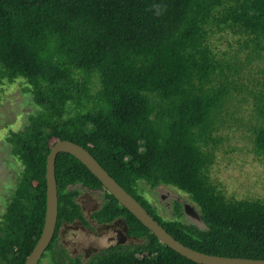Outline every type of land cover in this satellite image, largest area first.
I'll list each match as a JSON object with an SVG mask.
<instances>
[{
    "label": "trees",
    "instance_id": "1",
    "mask_svg": "<svg viewBox=\"0 0 264 264\" xmlns=\"http://www.w3.org/2000/svg\"><path fill=\"white\" fill-rule=\"evenodd\" d=\"M215 33L243 37L264 60V0H0V85L24 80L37 107L6 138L23 171L0 219V264H25L41 237L47 159L58 141L84 147L185 246L264 260V201L230 200L210 178L240 73L211 45ZM256 99L264 117V90ZM253 144L264 157V122ZM56 180L59 222L77 213L69 187L103 188L65 153ZM142 183L187 194L206 228L182 222L178 204L164 220ZM107 195L146 242L108 249L91 264H196Z\"/></svg>",
    "mask_w": 264,
    "mask_h": 264
},
{
    "label": "rangeland",
    "instance_id": "2",
    "mask_svg": "<svg viewBox=\"0 0 264 264\" xmlns=\"http://www.w3.org/2000/svg\"><path fill=\"white\" fill-rule=\"evenodd\" d=\"M246 42L243 37L231 34L215 33L211 37L213 48L226 53V59L238 67L240 73L235 77L236 90L226 104L225 123L218 125L216 136L222 141L215 152L210 178L230 200L264 201V157L256 155L253 144V130L264 122L256 99L264 90V60L259 59L254 47ZM36 111L24 80L5 81L0 85V219L23 171V165L12 155L6 138L11 132L22 130ZM167 189L200 213L187 194L173 187ZM141 192L162 218L172 220L173 215L160 204L161 198L155 189L142 183ZM102 242L105 244L107 240ZM51 253L47 251L40 264H54Z\"/></svg>",
    "mask_w": 264,
    "mask_h": 264
},
{
    "label": "flooded vegetation",
    "instance_id": "3",
    "mask_svg": "<svg viewBox=\"0 0 264 264\" xmlns=\"http://www.w3.org/2000/svg\"><path fill=\"white\" fill-rule=\"evenodd\" d=\"M153 189L160 195V204H164L167 211L173 215L172 219L176 217L174 208L178 204L183 212L181 221L193 223L185 213L184 201H179L173 194L167 193L163 186ZM68 191L75 193L74 201L78 209L75 216L63 218L57 222L51 242V259L54 264H71V261L78 264H91L97 255L108 249H127L145 245V237L138 236V233L132 229L131 220L120 211L115 212L111 209L113 201L104 187L91 189L83 184H77L69 187ZM104 238L109 245L107 242L103 244ZM45 254L41 260L46 257Z\"/></svg>",
    "mask_w": 264,
    "mask_h": 264
},
{
    "label": "water",
    "instance_id": "4",
    "mask_svg": "<svg viewBox=\"0 0 264 264\" xmlns=\"http://www.w3.org/2000/svg\"><path fill=\"white\" fill-rule=\"evenodd\" d=\"M63 153L69 154L81 162L124 208L133 214L142 225L155 235L161 244L169 247L182 257L196 264H264V260L208 255L185 246L169 234L132 195L120 186L84 147L70 141L56 142L48 156L46 170L47 200L44 227L37 245L27 258L25 264H39L53 240L59 216L56 160L57 157ZM163 188L167 193L172 195L169 189L164 186ZM174 196L179 201H183L180 197ZM184 209L186 215L191 218L194 225L200 228H206L200 213L194 207L186 203ZM102 240H106V238ZM107 244L109 245L108 241Z\"/></svg>",
    "mask_w": 264,
    "mask_h": 264
}]
</instances>
